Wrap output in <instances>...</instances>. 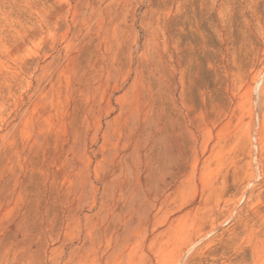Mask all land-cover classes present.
<instances>
[{
  "label": "rangeland",
  "instance_id": "rangeland-1",
  "mask_svg": "<svg viewBox=\"0 0 264 264\" xmlns=\"http://www.w3.org/2000/svg\"><path fill=\"white\" fill-rule=\"evenodd\" d=\"M106 9L119 15L118 32L109 34L112 39L117 36L110 50L105 45L106 36L88 32L87 23L96 15L94 19L99 22L98 26L112 28L115 20L106 14ZM136 36L138 44L132 46ZM149 41L158 53V60L155 65L151 58L145 71L144 52ZM107 54H113L117 61L118 74L114 76H110L102 65ZM171 55L191 58L193 67L196 64L200 76L210 85L216 70L222 88L219 94H223L227 86L231 88L230 73L238 75L245 86L247 83L252 87L254 78L264 70V0H0V253L12 258L13 264H19V256L26 250L35 251L47 246L49 251L61 247V241L70 242L75 237L76 228L71 217L79 206L77 197L67 192L76 176L70 164L84 163L90 174L94 195L87 203L95 200L97 206L100 204L103 208L100 212L107 214V218H103L97 210L92 211L94 216L89 226L99 233L89 229L93 238L90 246L92 251L106 248L108 242L104 233L120 225L121 221L120 218L113 220L118 215L117 207L115 203H107L105 197L112 188L129 181L130 176L124 170L126 166L139 165L132 154L136 137L126 135L136 132L124 126L128 116L123 112L125 100L128 95L137 93L140 97L138 107L150 110L156 101L148 103L141 98V93L148 83L151 85L155 67L169 81ZM79 75L91 83L90 90L78 82ZM245 86L236 92L238 101L233 106H228L222 98L210 115L214 120L232 115L231 128L221 134L219 148L212 154L210 165L222 169L233 164L238 166L237 186L245 182L248 169L247 151L244 152L240 145L246 137L244 132L251 128L245 111ZM167 97L166 94L163 106L169 112ZM263 108L264 104L262 110L254 108V113L255 110L258 112L253 117V134H259L255 135L259 139L262 136L259 149L252 147V156L256 158L257 155L256 164L255 158L252 157L254 162L251 160L257 170L251 166V205H254L240 217L243 223L234 219L223 225L224 229L221 227L215 252L211 237H208L204 243L207 249H203L208 253L204 251L203 258L189 264H264V260L260 262L264 258V211H261L264 210ZM259 112L261 116L257 114ZM210 128V122L206 121L195 135H209ZM163 130L170 132L167 125ZM73 132L86 135L82 141L83 152L77 155L70 152ZM262 149L263 155L258 156ZM149 160L152 161V155ZM258 175L263 179H258ZM181 195H175L177 199L172 197L174 202L171 199L151 221L160 223L170 216V209L175 207ZM218 203L224 211V206L230 204L228 195H219ZM107 204L114 209L108 211ZM97 219L105 220L106 226ZM20 220L27 226L25 234L18 230ZM185 223L173 225L171 231L157 238L156 241H161L155 242L154 249L150 250L141 243L142 238H138L135 230L132 237L138 238L135 239L138 246L136 241L127 244L130 249H126V257L120 264H140L141 259V264H176L184 247L180 239L188 227ZM175 227L179 229L172 230ZM173 236L178 237V241ZM258 236L259 242L263 243L258 242ZM251 247H261V251L252 249V253ZM145 254L152 258L146 259L149 262H146Z\"/></svg>",
  "mask_w": 264,
  "mask_h": 264
},
{
  "label": "bare ground",
  "instance_id": "bare-ground-1",
  "mask_svg": "<svg viewBox=\"0 0 264 264\" xmlns=\"http://www.w3.org/2000/svg\"><path fill=\"white\" fill-rule=\"evenodd\" d=\"M97 10L99 11V9ZM97 10H95V12H97ZM106 14L110 17H113L115 20L113 23L114 25L112 24V28L109 26H98L99 22L97 20L96 21L98 23L95 22L94 19V16L96 15L93 16L92 20L89 19V21L86 22L89 26L88 32H99L95 34H102V36H106L105 45L107 49L109 48L110 50L112 47H114V41L116 40L115 38L117 36L114 35L112 39L109 34L110 32H118L119 28L117 22L119 20V15L117 12L112 10L107 11V9ZM80 40L81 39H79V42ZM132 41V46H136L138 44V37L136 36ZM132 50L129 51L128 54H131ZM149 54L153 56L151 57ZM144 55V70L146 71V66L150 65L149 62L151 61V58L154 60L153 63H155V65L158 60V53L156 49L153 48V43L150 41L148 42ZM171 59L173 60L169 69V81H167V79L162 75V72L158 69V67H155L152 69L151 73L153 75L151 85L148 83V85L145 86L143 93H141V98L148 103L156 101L152 104L150 110L145 111L138 107L140 97L137 93L128 95L125 100L123 112H126L128 116L124 121V126L125 129L134 130L136 132V134L133 132L127 133L126 135H135L136 137L137 144L134 146L135 149L132 150V154L136 161H139V165L135 167L130 165L126 166L124 170L125 173L130 176L129 181L122 182L117 187L112 188L111 192L105 197V199H108L107 203H115V206L117 207L116 210L118 215L114 216L113 220L120 218L121 221L120 225L115 226L109 232L106 230L107 233H104L107 236L108 242L106 248L103 249L102 247V251L96 249L92 251V245L90 246V240L93 238L90 237L89 231L92 230L91 232H93V230H95L96 233L97 230L92 229L93 227L90 228L89 226V223H92L90 222L91 218L94 216L92 215V211L97 210L96 212H100L103 209L102 206L100 208V204L97 206L98 203L95 200H93L91 203H87L89 197L94 195L90 187V174L85 170L86 165H84V163H78L76 165L70 164L69 167L71 170L76 171V176L74 177V182H72L67 187V192L77 197L79 206L77 211L73 213V218L71 217V220L73 219V225L76 228L75 237L70 242H65V240L61 241V247L51 249L49 251L47 246L39 248L35 251L26 250V252L19 256V264H86L87 262L90 264H120L122 263L121 261H123V259L126 257L127 244L130 245L131 242L134 243V241H136L135 239L137 237H132L133 234L136 233L137 236L139 235L138 238H142L141 243L145 246V248L147 247V249L150 250L154 247L155 242L158 244V242L161 241H156L159 236L162 234L166 235L173 225H177L178 223L181 224L182 222L185 223V221V227L188 226L187 230H184L186 228L183 229L184 233L182 235L184 236H182L181 233L179 234L180 237H183H181L180 240L184 247L182 246L183 248L180 251L178 260L176 259V264H189L195 259L198 260L204 257V251H206L203 250L206 248L204 243L208 237H211V243L214 244L213 248L215 252L216 242L219 237L218 232L221 234V231H219L221 227L230 221L233 222L234 219L236 222L242 221V219L240 220V217L244 216L250 210V207L254 205L253 203V205H251L253 200V182L251 177V160L253 157L252 147L258 148L260 142L262 141V136H260L261 139H259V137H255V135L259 134H253V132H255V127L253 129V117L255 116V113L258 112L256 110L261 109L264 104V70L259 73L256 79L254 78V85L252 87L248 86L246 82L245 86L244 81H242L241 78H238V75H233V73H230L231 88L229 89L227 86L224 88L223 94H219V91H221L222 88L216 70H214L212 74V82L210 85L206 83L202 76H200V69L196 66V64L193 67L194 62L191 58L171 55ZM102 65L105 68V71L110 74V76L118 74L117 61L114 59L113 54H107L104 56L102 59ZM77 80L79 83H83L84 89H91V83L86 82L82 75H79ZM244 86L246 88L244 92L246 101L245 111L250 118L251 128L244 132L243 135H246V137H243V140L240 142L244 152L247 151L246 153L248 156L246 157V160L248 163L246 166L248 169L246 170V178L244 177L245 182H241V184L237 186L235 184V178L238 172V166L233 164V166L230 168L226 167L222 169L215 168L210 165L212 154L215 152V149L219 148L218 143L221 141V134L231 128L232 115L223 117L220 120H214L212 117H210V115L215 106L218 104V101L222 98L225 99L228 106H233V104L238 101L236 92H238L239 89ZM84 92H86V90H84ZM130 92L133 91L131 90ZM166 94L169 100V112L165 111L163 106V101ZM85 107L89 109L91 108V106L88 105H85ZM254 108H256L255 113ZM261 113L262 116L260 115V112L257 114L263 118V112ZM256 117L258 119L260 118L258 116ZM206 121L210 122L211 124V128L208 130L209 135H195V133L202 129ZM257 122H259V120H257ZM165 125L168 126L170 131L169 133L163 132ZM261 133L263 134L262 131ZM85 137L86 135H78L74 132L71 134L70 152L72 155H77L83 152L82 141L85 139ZM38 138L39 137L36 136L35 140L38 141ZM241 147H239V149ZM260 151L261 153H258L260 154L258 156L263 155V149ZM149 152H151V154H149ZM151 155L152 161L149 160V156ZM256 158L255 164L257 163ZM252 161L254 162V160ZM254 167L255 165L252 166V169ZM261 167L262 166H260V168ZM254 169L257 171L256 168ZM258 179L262 180L263 178H259L258 175ZM178 193H182L181 198L177 201V203H175V207L170 209L172 211L169 210L170 214L168 215L170 216L167 217V215L164 214L167 218L160 223L151 221V218H153L156 213L160 212L167 204H169L171 199L173 201L172 197ZM222 193H226L228 195V201L230 202L229 205L227 204V206H224L226 207L224 211H221V207L219 208L218 206L219 203L217 204V198L219 199V195H222ZM224 207L222 205V208ZM109 208L110 209L108 211H112L114 209H112L111 206ZM83 211H86V213L83 214ZM103 212L105 211L100 212L102 215H99L103 216L104 218V216L107 214H103ZM108 214L110 215V212ZM112 215L113 214L110 216L112 217ZM255 215L258 216V213H255ZM161 216H163V212ZM255 219L256 218H254V220ZM98 220L99 219H97V221ZM102 221L103 220H99V223H102ZM104 221L103 224L105 225ZM260 224L261 223L259 222V225ZM179 227L177 228L179 229ZM108 228L110 229V225ZM177 228L175 227V229L173 228L172 230H177ZM235 228H237V226ZM248 228H250V224ZM222 229L224 228L222 227ZM230 229H233V226H231ZM18 230L22 234H25L27 231V226L22 220L19 221ZM135 230H137L138 233H134ZM180 232H182V230ZM92 234L93 233H91V235ZM101 234L103 235V233ZM170 234H172V232ZM95 235L93 236L95 237ZM250 237L252 238L251 235ZM256 237L257 236H255V238ZM174 238L177 239L178 237ZM167 239L168 238L165 239L166 242ZM257 239L259 242V236ZM262 240L263 239H261V241ZM184 241L185 245L183 243ZM181 242L180 245H182ZM248 243L250 244V241ZM142 244L139 243L140 247ZM135 245H137V241ZM255 245L254 247H256ZM261 245L259 244V246ZM95 247L96 246H94V248ZM252 249L258 248L251 247V251L254 253ZM260 249L258 250L261 251ZM16 250L17 249H15V251ZM248 250H250V247ZM147 251L145 252L146 254ZM1 253L0 264H13L12 258L3 254L4 252L2 254ZM220 253H222V251ZM213 256L212 259L215 258ZM260 256L258 259H260ZM138 257V259H141V256ZM146 257H148V255H146ZM150 258H145V260H149ZM47 259H49V262H46ZM221 259H223V257ZM141 260L140 264L142 263ZM148 260H146V262H149ZM262 260H264V258L261 259L260 262H262ZM137 262L139 263V260ZM221 263L223 264V262Z\"/></svg>",
  "mask_w": 264,
  "mask_h": 264
}]
</instances>
